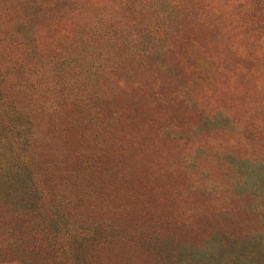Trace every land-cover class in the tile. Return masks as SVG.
I'll return each instance as SVG.
<instances>
[{"label":"rangeland","instance_id":"rangeland-1","mask_svg":"<svg viewBox=\"0 0 264 264\" xmlns=\"http://www.w3.org/2000/svg\"><path fill=\"white\" fill-rule=\"evenodd\" d=\"M0 62L1 264H264V0H0Z\"/></svg>","mask_w":264,"mask_h":264},{"label":"trees","instance_id":"trees-1","mask_svg":"<svg viewBox=\"0 0 264 264\" xmlns=\"http://www.w3.org/2000/svg\"><path fill=\"white\" fill-rule=\"evenodd\" d=\"M254 1H257V0H254ZM4 73V69H3V67L1 66V62H0V97H8L7 95H6V93L3 91H1V90H3L2 88H1V85L2 84H4V83H6V81H7V79H6V76H5V74H3ZM10 82L12 83H17L16 82V80L15 81H11L10 80ZM16 85V84H15ZM8 106V107H10V105H12V103H11V101H7V99H1L0 100V116H1V112L3 111L2 110V108H5V106ZM13 110H14V112H15V114H16V117L18 116V114H20V111H19V108L18 107H13ZM11 125H6L5 127H6V129L8 130V131H10L11 130V128L12 127H10ZM13 130V129H12ZM14 138L12 139V141L11 140H9V143L10 144H13V146L15 147V145L17 146V144H19L18 142V139H17V137L14 135L13 136ZM16 149H17V147H16ZM1 264V263H0ZM7 264H16V263H7Z\"/></svg>","mask_w":264,"mask_h":264}]
</instances>
